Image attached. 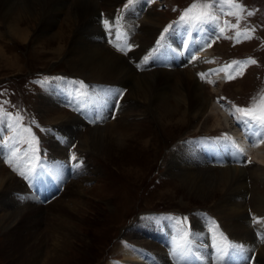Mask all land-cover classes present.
<instances>
[{
  "label": "rangeland",
  "instance_id": "obj_1",
  "mask_svg": "<svg viewBox=\"0 0 264 264\" xmlns=\"http://www.w3.org/2000/svg\"><path fill=\"white\" fill-rule=\"evenodd\" d=\"M134 2L136 0H132L127 8L125 5L129 4V0H120L117 5L112 6L100 3V25L104 26H100V32L96 36H102L104 41L107 36L105 43L120 51L123 58L136 72H141L146 67L148 70L161 68V66L173 67L174 65L166 64L167 61L172 60L179 69L196 70L195 74L192 72L196 76L200 75L201 71L203 73L201 67L204 68L208 65V73L203 78L200 77V83L206 96L211 95L208 96L210 102L206 114L215 118L217 116L215 111L222 109L219 102L216 101L218 98H224L219 100L222 104H229L232 107H248L255 100L264 96V0H144L143 11L138 12V16L130 19L128 24H132L131 26L136 29L145 24L142 16L148 8L158 15V25L160 24L161 27L159 26L157 35L145 40L142 37H137L136 34L139 33L136 30L134 36L129 37V41H127L123 37L127 33L123 25L121 26L122 30H119L122 36L118 37L121 44L113 37L110 18L114 15V20H119L126 16L130 13L129 10H132ZM107 7L108 9H106ZM186 12L191 17L203 13L214 17L213 24L207 25L210 29L207 47L210 51L209 55H212L210 58H213L214 62L210 61L208 57L209 59L202 61L203 64L200 68L192 64V53L189 54V51L181 49L179 43H172L167 49L161 40L164 29L177 24L181 15ZM63 15L65 16V13ZM63 15L62 17H64ZM61 19L63 20V18ZM105 21L108 23L106 24ZM57 25L56 29H58ZM167 34L169 33H165L164 37ZM180 39H182L181 35ZM113 40L120 46L113 43ZM158 40H161L160 48L157 45L156 48L150 49L141 59V63L144 62L147 66L139 67L131 54L125 51L124 46L128 43L135 44L144 41L146 44H151L152 48V45L156 44ZM121 48L124 50L121 51ZM154 49L157 51L154 52ZM203 49L206 50V47ZM193 53V56L197 55L195 51ZM181 54L185 62L181 59ZM54 57L49 51H42L34 38L22 41L15 40L7 34L0 36V121H2L0 123V173L4 171L3 174H12L23 186L26 185L27 190H32L33 193L34 188H38L41 193L46 195L42 199L44 200L43 206L38 210L35 209L36 211H31L28 218H24L25 223H28L26 226L31 230H44L48 222L47 213L52 212L58 215L57 208L61 207V203L67 204L75 210L65 221V223L74 226L77 231L76 236L72 238L73 245L65 246V251H59L63 256H58L57 251L53 250L54 243L49 240L48 236H45L43 250L39 253L41 259L37 257L35 264H42V256L45 255L46 247H51L53 253L51 250L50 253L54 257H59L58 260L54 258V264H108L110 262L123 264L125 256L122 249L135 248L132 240L127 239L126 232L142 217H155L158 220L160 217H177L181 220L187 217V222L183 223L181 227L185 232L194 229L195 221L202 224V231L206 234L201 247L196 246L200 252L194 243L188 240L190 248L184 246V251H182L186 252L181 256L186 255L181 262L183 264H202L203 258L199 263L201 257L198 256L201 253L209 261V263L205 261L207 264H233L235 262L253 264V261L256 262L259 251L264 246V236L255 233L258 242L256 249L251 251L245 249L246 246H243V243H238L236 247L241 251L233 252L231 237L225 233L226 231L224 232L225 229L221 226L223 219L212 203L219 196H214L210 201L191 196L185 190L176 189L175 185H179V179L166 172V165L171 157L169 155L173 154L180 146H187L186 148L193 154V157L195 154L192 151L197 148L201 152V158L203 157L205 160L210 159L214 162L217 157H220L219 148L218 152L216 151L219 146L217 139L219 136L230 135L226 120L221 118V122L214 125L213 118L210 117L207 123L202 126L201 122H195L189 117L185 125L162 128L158 125L159 122L150 110L149 104L146 103L147 112L141 113L138 104H136L137 98L129 95L131 93L130 84L124 85L125 87L122 85L117 87L118 81L115 83L99 82L94 87L92 81L90 82L89 79L83 78L84 76L71 70L65 54H61L58 58ZM244 61H255V63H243ZM226 65H232V68H226ZM213 66L217 67L221 74L223 73V81L213 79L208 70ZM228 75L235 78L227 79ZM80 82H83L84 87ZM66 88H70V92ZM108 89H112L113 94L104 98V102L101 104L103 91ZM117 92L120 95H115ZM48 93L55 96V100L49 101ZM48 103L52 107L47 109L44 105ZM57 108L66 113L69 119L79 116L81 121L84 120L83 124L71 131L63 129L60 121L49 119L53 115H58L57 112H61ZM97 112L103 114L105 120L95 119L98 117ZM233 119L236 118L233 117ZM93 120L97 122H92ZM98 125L112 127L118 132L127 130L136 132V137L140 141L135 137L130 138L133 139L130 141L135 147L123 158V164L119 163L117 155L113 157V153L108 154V158H105L85 147L84 143L88 133ZM33 137H35V142H33ZM147 137L149 140L145 144L142 140ZM201 138L214 146V150L211 151L212 148L206 150L202 146L200 148ZM58 147L66 148L63 153L67 154L55 155ZM33 148L36 149L35 155L32 153ZM52 154L56 156L58 162L62 161V166L69 165L68 170L63 168L64 175L58 180L51 167L53 164L51 159H54ZM256 154L260 153L256 152ZM73 156L76 157L75 160ZM251 157V155L248 156L247 163L246 161L244 163L237 162L239 165H244L247 172L251 165ZM33 165L36 166L35 171L29 172L28 169ZM93 169L96 171H92ZM21 172H24L28 178L20 175ZM107 175L112 176L106 182H100ZM70 182L78 184L81 190L72 192L70 188L62 197V202L57 206L53 205L51 202L53 197L61 193L62 189L66 188ZM248 182L249 190L245 195V203L247 213L249 212V221L253 224L257 220L264 221V213L258 216L255 214L256 212H251L252 202L257 196L255 193L264 195V183H256L250 178H248ZM75 184L73 185L76 186ZM14 191L19 192V190ZM36 200L43 202L38 197ZM4 214H6V210H4V206H0V216ZM133 227L136 228L137 225H133ZM4 233L0 228V264H23L22 259L16 257V251L21 241L25 240L27 231L19 232L20 234L12 233L9 237L12 238L10 241L5 240ZM160 241L156 242L161 245ZM51 244L53 245L51 246ZM173 244L171 242L169 246ZM180 245H175L176 251L178 249L179 252L181 251ZM225 245H228L229 248L225 249ZM170 253L167 254L168 257H171ZM146 259L150 264H163L154 257L152 252H147Z\"/></svg>",
  "mask_w": 264,
  "mask_h": 264
},
{
  "label": "bare ground",
  "instance_id": "obj_2",
  "mask_svg": "<svg viewBox=\"0 0 264 264\" xmlns=\"http://www.w3.org/2000/svg\"><path fill=\"white\" fill-rule=\"evenodd\" d=\"M119 1L120 0H0V36L7 34L15 40L22 41L34 38L39 48L44 52L49 51L50 54L55 56L54 58H58L61 54H65L67 64L71 70L84 76L83 78L89 79L90 82L92 81L94 87H96L99 82L115 83L118 81L117 87L130 84L131 93L129 95L130 97L134 96L133 98L135 99L137 98L136 104H138L141 113L147 112L146 103L149 104L150 110L156 117L157 122H159L158 125L162 128H169L173 125H185L189 117L195 122H201L202 126L206 124L207 120L212 117L206 114L210 102V97H208L210 94L206 96L204 93L203 86L200 83L201 75H196L197 77L194 75L196 70L191 71L188 70V68L179 69V67L175 66L173 61L170 60L167 61L166 64L169 66L174 65L173 67L161 66V68H152V70H148L146 67L145 70L136 72L134 68L129 65L130 63L123 58V54L121 55L120 51L113 49L110 45L105 43L107 36L105 41L102 36H96L98 32H100L99 28L101 26L99 4L103 3L106 6H112L117 5ZM134 3L135 4L131 7L132 10H129L130 13L126 14V16H123L121 19L114 20V15L112 18L109 17L111 19V32L114 34L113 37L121 44L122 42L119 41L118 37L122 36L119 30H122L121 26L123 25L127 31L126 36L123 37H125L127 41H129V37L131 38V36H134L133 34L136 33V30L139 33L136 34L138 38L142 37V39L149 40L155 37V34L157 35L158 29L161 27L160 24L158 25L157 13L150 11L148 8L145 13L143 12L144 15L142 16L145 24L142 26L140 25L137 29L132 27L131 23V25H129L128 22L130 19L138 16L137 13L144 9V0H136ZM106 9H108V7ZM64 13L65 16L63 15ZM62 15L64 17H62ZM61 18H63V20ZM178 23L179 22H177V24ZM56 24H58V29L55 27ZM185 27L190 28L191 26L188 25ZM202 27L204 31L197 29L185 31L179 28L175 31L171 30L163 39L164 46L169 49L172 43H179L181 49L189 51L183 42L192 44V52H190V54L192 53L193 56V52L195 51V54H197L195 57H199L198 60H192V64L200 68L203 64L202 61L212 56L209 55L210 51L207 47L209 39L208 34L210 32L209 26L203 25ZM103 30L105 29L103 28ZM180 35L182 39L179 40ZM113 43L117 44L115 40H113ZM118 45L119 44H117V46ZM124 47L125 51L131 54L138 66L141 67V65L147 66L144 62L141 63V59L144 58L150 49L156 48L157 43L153 44L152 48L151 44H146L144 41L135 44L128 43ZM204 47H206V50L203 49ZM187 57L188 55L185 57V60ZM181 59L184 61L182 54ZM209 60L214 62L213 58ZM207 68L208 65L204 66V68L201 67L205 75L208 73ZM208 70L209 73L212 74L213 79H219L220 81L224 80L223 73L221 74L217 67L213 66ZM200 74H202V71ZM221 75L222 77H220ZM94 87L92 88L94 89ZM214 89H216V87H214ZM48 94L47 98L49 101L52 102L55 100V96L50 93ZM218 102L222 109L219 111H217V109L215 111V115L217 116L216 118L212 117L213 124H219L221 118L226 120L230 134L229 137H232L236 144L235 147L242 150V155L237 156L234 150H230L223 146V144L217 143L219 146L216 148V151L219 148L221 154L220 157H217L213 162L210 159L205 160L203 157L201 158V152L198 148L192 151L195 156L198 157L196 158L189 152L186 148L187 146H180L173 154L169 155L171 157L168 159L166 172L179 179V185H175L176 189L185 190L191 196L194 195V197L196 196L208 201L213 199L214 196H219L217 199H214L212 203L215 205V209L221 219H223L221 226L225 229L224 232L226 231L225 233L231 237L230 242H233L235 246L238 245V243H243V246H246L244 247L245 249L252 251L256 249L258 245L255 233L264 236V221L257 220L256 223L251 224L248 217L249 212L247 213L245 195L249 190L248 178L254 180L256 183H264V140L259 141L254 146L252 138L247 137L245 130L241 126L238 127L239 125L236 119H233L234 116L231 114L233 107L229 104H222L221 101ZM44 107L48 109V107L50 108L52 105L48 103L44 105ZM57 113L58 115H53L49 119L51 121H60L59 123L63 129H69V131H71L83 124L82 121L84 120L81 121L79 116H73L69 119L66 113L62 111ZM100 114L95 119L103 120V114ZM67 121H69L68 124ZM133 137L140 141V139L136 137V132L134 131L127 130L125 132H118L112 127H100L98 125L88 133L84 145L87 149L93 150L103 155L105 158L108 154L113 153V157L117 155L119 157V163L123 164V158L135 147L133 142L130 141L133 140L130 139ZM220 137L222 138L224 136H219V138ZM148 140L149 138L147 137L142 141L147 144ZM199 143L201 144L200 148L202 146L206 148V150H211L210 148H212L211 151L214 150V146L208 144V141L206 142L204 138H201ZM199 143L197 142L198 145ZM65 149L58 147L55 155L59 156L65 154L66 152L63 153ZM256 152L260 154L258 155ZM55 155L52 154L54 159H51L53 162L51 167L58 180L64 175L63 171L67 169L69 165L62 166V161L58 162ZM249 155L252 156V160L249 166V172H247L243 167L244 165H239L237 162L244 163V161H246L247 163ZM255 157L258 160L254 159ZM218 161L220 162L219 164L217 163ZM92 171L96 170L93 169ZM2 172L0 173V206H4L6 214L0 216V228L2 232H5V240L8 239L10 241L12 238L10 239L9 237L12 233L18 234L24 230L27 231V235H25L24 238L25 240L21 241V247L18 246L16 257L22 259L23 264H35L38 259L37 257L40 255L39 253L43 250L42 245H44L45 236H48L49 240H52V243H54V245L51 244V246L53 245L54 252L57 251V254H59L58 256H63L59 251L64 250L65 246L73 245L72 238L77 234L74 226L65 223L67 218L71 216V213L75 211L73 210L74 208L61 203V207L57 208L58 215L52 212L47 213L48 222L44 230H31L26 226L28 223H25V219L28 218L31 211H36L35 209L38 210L43 206L44 200L42 199L45 198L46 195L43 192L41 193L38 188H34L32 193V190H27L25 188L26 185L23 186V184L17 180L16 176L14 177L12 174L9 175L7 173L3 174ZM112 175L105 176L106 178L103 180L100 179V182H106ZM71 184L73 185L75 183L70 182L66 188L62 189L61 193L53 197L51 200L53 205L57 206L60 204V202H62V197L70 188L72 192L81 190L78 184H75L76 186H72ZM14 190H19V192ZM104 192L103 194L106 193ZM255 194H257V196H255L252 202L253 208H251V212H256L255 214L260 216L264 213V195L261 193ZM37 197L43 202L37 201ZM97 199L99 198L97 197ZM173 222L174 221H163V223H160L158 220L157 223H146L142 217L132 224L130 230L126 232L127 236H124L132 240L135 248L122 249V253L125 256L123 264H150L146 259L147 252H152L154 257L158 258L163 264H183L181 262L186 255L184 257L181 256L186 252L182 251H184V246L190 248L188 240L194 243L195 247L198 246L200 248L205 239L206 232L202 231V224L198 221H195L194 229L186 232L182 228L178 229L176 223L174 224ZM133 225H137V227L132 228ZM156 241H160L162 244L159 245ZM171 242L174 244L169 246ZM176 244H181L180 246L182 249L180 252L179 249L177 251L175 250ZM51 249V247H46L45 255L44 257L42 256V264H54L55 260H58L57 258L59 257L56 255V257H54V255L50 253L52 251ZM197 250L200 252L199 249ZM203 251H205V249H203ZM169 252H171V257L167 255ZM198 256L199 258L201 257L199 263L202 258V264H204L205 261L209 263L202 253ZM228 261L232 262L231 260ZM224 262L226 263V260ZM108 264L115 263L110 262ZM205 264L207 263L205 262ZM233 264H240V262H235ZM253 264H264V246L260 249L259 257L256 262L253 261Z\"/></svg>",
  "mask_w": 264,
  "mask_h": 264
},
{
  "label": "snow or ice",
  "instance_id": "obj_3",
  "mask_svg": "<svg viewBox=\"0 0 264 264\" xmlns=\"http://www.w3.org/2000/svg\"><path fill=\"white\" fill-rule=\"evenodd\" d=\"M131 3H132V0H129V4L125 5V8H127ZM193 7H195V5H193ZM213 21H214V17L208 13H203L201 15L191 17L186 12L185 14H182L181 17L179 18L178 24L170 25L169 27H166L164 29V33H162V35H161V40L164 39L165 33H169L170 29H172L173 31H175L178 28L181 30H185V31H191V29H197L200 31H204V28L202 26L203 25H212ZM105 23L107 24L108 22L105 21ZM188 25H190L191 27L190 28L185 27ZM221 31H223V30L221 29ZM161 40L157 41L158 46L160 45ZM183 43H184L185 47L189 49V54H190V52L192 50V44H189L188 42H183ZM120 50L123 51L124 49L121 48ZM153 51L156 52L157 49H154ZM146 59H148V58H146ZM191 59L194 61L197 59V57L192 56ZM234 63L239 64L241 62H234ZM243 63H255V61H244ZM226 68H232V65H226ZM237 74H240V73L237 72ZM200 75L203 78V76L205 74L202 73ZM234 78L235 77L232 75L227 76V79H234ZM80 84L82 87H84L83 82H80ZM112 94H113L112 89H108L107 91H103V97L101 98V104L104 102V98H106ZM115 95H120V93L117 92V93H115ZM223 99L224 98H222V97L218 98V101L223 100ZM237 113H239L238 116L236 115ZM231 114L236 118L237 124L245 130L246 136L249 138H252V142H253L254 146L259 141L264 140V96H261L259 98V100H255L248 107H235V106H233ZM97 115H99L98 112H97ZM92 122H97V121L93 120ZM0 123H2V121H0ZM26 131H28V130L26 129ZM33 142H35V137H33ZM217 143H221V144H223V146L227 147L228 149L234 150L235 154L237 156L242 155V150L239 148H236L235 145L230 141V138L227 136H224L222 138H218ZM35 151H36V149L33 148L32 149L33 155H35ZM73 159L75 160L76 157L73 156ZM249 163H250V161H249ZM35 168H36V166L33 165V167L29 168L28 171L33 172V171H35ZM20 175L25 176V178H28L24 172H21ZM144 220L146 223H157L158 222L157 218H155V217H145ZM159 221H169V222L176 221L177 222L176 226L179 229L182 227L183 223L187 222V217L182 218V220L180 218H177V217H160ZM228 248H229V246L225 245V249H228ZM231 248H232L233 252L241 251V249L237 248L235 245L231 246ZM230 254H232V253H230Z\"/></svg>",
  "mask_w": 264,
  "mask_h": 264
}]
</instances>
